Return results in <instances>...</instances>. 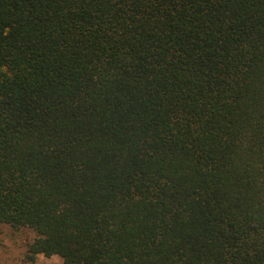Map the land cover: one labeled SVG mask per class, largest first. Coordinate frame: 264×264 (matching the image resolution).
<instances>
[{
	"label": "trees",
	"instance_id": "16d2710c",
	"mask_svg": "<svg viewBox=\"0 0 264 264\" xmlns=\"http://www.w3.org/2000/svg\"><path fill=\"white\" fill-rule=\"evenodd\" d=\"M28 261L264 264V0H0V224Z\"/></svg>",
	"mask_w": 264,
	"mask_h": 264
},
{
	"label": "rangeland",
	"instance_id": "374dc122",
	"mask_svg": "<svg viewBox=\"0 0 264 264\" xmlns=\"http://www.w3.org/2000/svg\"><path fill=\"white\" fill-rule=\"evenodd\" d=\"M36 233L29 228L15 229L9 224H0V264H62L60 256H40L28 261L26 254Z\"/></svg>",
	"mask_w": 264,
	"mask_h": 264
}]
</instances>
